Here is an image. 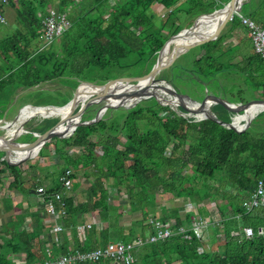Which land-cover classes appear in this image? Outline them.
Wrapping results in <instances>:
<instances>
[{
    "label": "trees",
    "instance_id": "1",
    "mask_svg": "<svg viewBox=\"0 0 264 264\" xmlns=\"http://www.w3.org/2000/svg\"><path fill=\"white\" fill-rule=\"evenodd\" d=\"M220 1L8 0L1 3L3 15L13 11V28L0 36V96L4 100L0 103V117L8 107L10 110L15 107L25 91L41 89L46 83L62 81L74 90L79 81L103 83L112 77L147 73L162 44L189 26L190 23L180 25L181 14L196 17L211 12L220 7L217 5ZM243 4L240 11L264 27L263 3L245 10ZM50 7L65 12L70 26L47 42L42 37V20ZM2 28L0 25L1 31ZM245 31L246 26L234 15L227 30L198 46L200 52L191 65L185 63L182 54L158 77L190 96H198L205 85L230 101L264 97V57L253 52L245 54L239 62H229L234 49L225 46L224 41L234 35L242 42ZM223 47L227 52H221ZM125 68L131 70L124 73ZM238 74L245 76L244 84L232 81ZM87 87L78 93L88 90ZM210 109L222 121H235L237 113L226 111L219 104L211 105ZM178 110L183 112L180 107ZM89 118L90 114L86 113L81 120ZM46 120L41 121V126H34L38 131H32H44L50 123ZM55 140L54 152L63 165L55 171L56 182L40 195L46 199L53 192L62 191L58 178L65 168L73 171L72 179L76 177L74 171L82 170L86 183L84 200L74 203L72 196L65 195L66 215L58 221L63 229L71 230L73 238L77 237L74 249L88 250L111 240L132 242L141 238L143 242L133 250L137 264H264V206L246 210L242 205L257 180L264 181V111L247 128L236 131L212 119L171 111L152 98L140 99L107 109L93 123L79 125L66 137L52 141ZM73 147L80 148L79 153L67 152V148ZM42 150L39 158L44 156ZM36 168L37 165H28L24 176V169L0 160V184L2 178L10 175V189L31 195L24 181L32 179L34 186L38 185L34 181ZM166 194L173 200L187 199L195 210L182 206L173 208L171 213L170 208L167 213L174 218L172 228L186 226V234L174 232L169 237L150 241L148 236L156 232L151 219L167 222L165 215L157 211V202ZM110 195L118 197V202H110ZM134 212L141 216L131 218L126 229L120 218ZM87 213H92L95 220L79 242L75 224L83 221ZM195 215L208 221L201 237L190 229ZM30 216L33 220L30 229L15 226L11 220L1 227L0 264H13L12 257L19 260L17 264H43L47 239L40 218L36 213ZM245 227L251 228V235L245 236ZM62 234L59 245H53L54 254L70 249L66 246L67 233L63 230ZM73 264L113 263L100 259Z\"/></svg>",
    "mask_w": 264,
    "mask_h": 264
},
{
    "label": "water",
    "instance_id": "2",
    "mask_svg": "<svg viewBox=\"0 0 264 264\" xmlns=\"http://www.w3.org/2000/svg\"><path fill=\"white\" fill-rule=\"evenodd\" d=\"M242 1L221 0L220 7L211 12L199 14L189 26L172 34L162 44L155 62L145 74L112 77L103 83L79 81L71 99L65 104L59 106L23 105L11 122L5 119V113H3L0 118V160L13 166L27 165L30 159L36 158L41 148L51 140L66 137L79 125L93 123L107 109L123 107L136 100L148 98L170 107L171 111L179 114L212 119L236 131L244 130L259 112L264 111V97L242 102L230 101L209 91L205 85L198 96H190L175 89L167 79L158 77V74L166 71L179 56L194 47L216 39L224 30H227L235 13L241 10ZM218 12H222V17L215 25L200 22V18L212 19ZM85 86H88L89 90L78 93L79 89ZM213 104H219L226 111L237 113L235 121L225 122L218 119L211 112L210 107ZM178 107L183 112H179ZM63 108L66 109L60 111ZM27 109H30L31 113L23 117L22 112ZM41 110L44 111L41 112ZM87 111H91L90 118L81 120ZM37 117L49 119L50 123L42 132H35L25 127L27 121ZM16 121L19 122L15 124ZM25 132H30L33 138L20 140V136ZM31 192L38 193L35 189Z\"/></svg>",
    "mask_w": 264,
    "mask_h": 264
},
{
    "label": "built area",
    "instance_id": "3",
    "mask_svg": "<svg viewBox=\"0 0 264 264\" xmlns=\"http://www.w3.org/2000/svg\"><path fill=\"white\" fill-rule=\"evenodd\" d=\"M8 0H0L5 3ZM240 19L241 23L246 26L248 36L252 41L253 50L255 53L264 57V27L257 24L254 20L245 16L241 11L235 13ZM5 16L0 12V23H5ZM70 26V20L67 14L54 7H50L42 20V37L44 41H51L57 36L61 35ZM72 170L68 167L59 176V181L62 189L70 190L72 188ZM44 187L37 188L38 193L44 192ZM42 203L44 211L50 223L49 237L46 243V254L43 264H73L75 262H91L100 259H109L113 264H137L133 250L136 246L143 242V239L136 238L132 242H124L121 240L108 241L104 246L80 250L70 248L65 253L54 254L52 252L53 245H59V234L64 230L63 225L56 221L57 218L66 215V201L63 191H55L50 197L43 198ZM242 205L246 210L255 207L264 206V181L259 178L256 182L254 190L249 195L246 201H242ZM185 209H192V203L188 200L184 202ZM153 225L156 227V232L148 236V240L155 241L157 239L166 238L176 233L186 234L187 227L179 226L177 229L172 228L173 221L167 220L165 224L160 223L155 218L151 219ZM208 223L207 219L199 215L192 217L190 229L197 237L202 236L203 229ZM93 225L92 220H83L75 224L77 233L84 237L86 230L90 229ZM245 236L252 234L250 227H245ZM187 236V235H186ZM189 238V236H187Z\"/></svg>",
    "mask_w": 264,
    "mask_h": 264
},
{
    "label": "crops",
    "instance_id": "4",
    "mask_svg": "<svg viewBox=\"0 0 264 264\" xmlns=\"http://www.w3.org/2000/svg\"><path fill=\"white\" fill-rule=\"evenodd\" d=\"M243 2H246V4H247L246 8L248 6L251 7L252 5H254L256 7H259L260 6V2H262L263 3L262 5L264 6V0H243L242 4H243ZM245 36H246V38L242 42H238L237 38L234 35L229 36L224 41L225 42V46H230L231 49L232 48L234 49L233 55L230 57L229 62H233V63L234 62H239L241 60V58L245 54L254 52L253 46H252V41H251L250 37L248 36L247 31H245ZM224 51H226V47H223L221 49V52H224ZM46 84H43L41 89H47V87L46 88L44 87V85H46ZM71 92H73L72 88H71ZM17 97H18V95L16 96L14 101H16ZM27 104L33 105V104H31V103H29V102H27L25 100V102L16 111H15V108H13V110L11 112H9L10 109L8 107L7 109H9V110H6L4 112L5 113V119L9 118L7 121H10V122L13 121L15 119V117L18 115L19 109L23 105H27ZM35 106H37V105H35ZM86 113L90 114L91 111H87ZM44 119H48V118L39 117V118L31 119V120L27 121V124L30 125L29 129L38 131V129L34 128V126H37V127L41 126V121L44 120ZM48 121H49V119H48ZM18 122L19 121H16L15 124L18 123ZM50 142L51 143L49 145L45 146L44 148L42 147L44 149V151H45L44 157H42V159H41V157L40 158L38 157L39 156V154H38V156L36 158L30 159V161L28 162V164L26 166L20 165L19 167L21 168V170L27 168L28 165H37L38 163L42 164L43 162H46V164H48V165H58L59 163H61L59 165H60V167H62L63 160L60 159L54 152V143H56V140H55V142H53L52 140ZM42 148H41V150H42ZM79 151H80V148H77V147L67 148V152L69 154H71V155L75 154V153H79ZM37 172H36V177L39 175V173H37ZM5 178L7 179L6 184L3 182L2 184H0V186L1 185L4 186L5 190H7V191H14V193H15L14 195L15 196H13L12 194L11 195L7 194L6 196L0 195V204L2 205L1 208H2V210L5 213L9 214L5 221H3V222L0 221V232L2 231L1 227L8 220H11L12 222H14V225H16V226L20 227V226L23 225V227L32 228L33 220L31 218L30 214L31 213H36V216H38V218H40L39 221H40V225H41L42 231L45 233V238L48 240L50 223H49V221L46 220V219H49V218L47 217V215H46V213L44 211V208H43V203L41 201L42 200V196L40 195V193H32L31 190L32 189L37 190L38 186H43L44 189H47L48 187L52 186L56 182L55 181L56 180V176L55 175H53V177L46 176L45 180L42 183L40 182V183H37L38 184L37 186L35 185L36 187L34 185L33 186H29V188H30L29 191L31 192V194L32 195L33 194L36 195L32 199H31L32 196H30L28 194H26L27 195L26 196L25 194H22V193L18 192L15 189L14 190L10 189L8 187V184L11 181L12 178H11L10 175L6 176ZM3 179L4 178H2L1 182L3 181ZM83 182H85L84 177H79L78 178L76 176L75 178H73L72 179V188L70 190L62 189L64 195L72 196L74 203H78V202L83 201L84 197H85V186H82ZM11 197L13 198L12 202H11ZM171 199L173 200V198H171ZM172 200H171V213L173 212L172 209L175 208V207H176V209H180V208H182V206L185 208L184 202L187 201V199L184 202L181 200L180 204L178 203L180 201L177 200V202L175 203L174 201H176V200L175 199L173 201ZM19 201H20V204L23 205V207L21 209L17 210L15 205ZM32 201H34V203H29V202H32ZM29 204L32 206V208H29V206H30ZM22 209H23L24 212L22 211ZM85 217H87V216L85 215ZM59 218H61V217H59ZM59 218L56 219L57 222L59 221ZM173 220H174V218H173V216H171V221H173ZM27 223L30 224V225L26 226ZM64 233H67V235H68L67 236L68 239H67L66 246L68 248H75V245L77 244V242L74 239H77V237L73 238V236H72L73 234H71V230L69 228H64ZM61 234H62V232H61ZM77 236H78L79 242L80 241L82 242V239H84V237L79 235L78 233H77Z\"/></svg>",
    "mask_w": 264,
    "mask_h": 264
},
{
    "label": "rangeland",
    "instance_id": "5",
    "mask_svg": "<svg viewBox=\"0 0 264 264\" xmlns=\"http://www.w3.org/2000/svg\"><path fill=\"white\" fill-rule=\"evenodd\" d=\"M217 5H220V2L219 3H217ZM246 5L247 4H243V8H244V10H245V8H246ZM4 16H5V20H6V22L5 23H2V24H0L1 25V28L3 29L2 31L0 30V36L2 35H6V34H8V33H10L11 32V30H12V28H13V25H12V23H13V11H12V9H11V12L10 13H4ZM194 16H190V15H185V14H181V16L179 17V23H180V25L181 26H186V25H188L189 23L191 24L192 22H193V20H194ZM189 24V25H190ZM187 27V26H186ZM171 48V47H170ZM170 48H169V50H170ZM200 51H199V48L198 47H194V48H192V49H190L189 51H187L186 53H184L183 54V56H184V61H185V63L187 64V65H191V62H192V60H193V58L195 57V56H197L198 55V53H199ZM183 59V58H182ZM131 69H129V68H125V69H123V72L125 73H127V71H130ZM228 79H230V78H228ZM232 81L235 83V84H244V81H245V76H242V75H234L233 77H232ZM183 82L184 83H186V80L185 79H183ZM65 82H62V81H54V82H50V83H47L46 85H44V87L46 88L47 87V89H29V90H27V91H25V93L23 94V95H21V96H19V98H18V101H17V103H16V105H15V111L16 110H18V108L23 104V102L26 100L27 102H29V103H31V104H33V105H44V106H58V105H61V104H63V102L65 101V100H68L69 98L71 99V97H72V95H73V92H71V88H69V86L68 85H66V84H64ZM70 85H74V83H72V84H70ZM71 86V87H72ZM77 86V85H76ZM75 86V87H76ZM81 89V88H80ZM79 89V90H80ZM74 91V90H73ZM79 92V91H78ZM235 91H233V93H234ZM235 94V93H234ZM18 95V94H17ZM16 95V96H17ZM16 96H15V98H16ZM69 99V100H70ZM15 100V99H14ZM68 100V101H69ZM3 99L1 98V96H0V103H3ZM14 101H12V103H13ZM148 103V102H147ZM11 104V103H10ZM6 110H8V109H5L4 110V112L6 111ZM13 110V108L9 111V112H11ZM1 118V117H0ZM38 118V117H37ZM9 118H7L6 120H8ZM36 119V118H35ZM48 121V119L46 120V122ZM29 124H27L26 123V125H25V127L26 128H28L29 129ZM25 129V128H24ZM31 130V129H30ZM33 138V135L30 133V132H25V133H23L21 136H20V140H30V139H32ZM44 148V147H43ZM42 148V149H43ZM42 152L45 154V151H44V149L42 150ZM42 157H44V156H42ZM42 157H41V159H42ZM59 164H61V163H59ZM48 165V164H46V162H43L42 164L41 163H38L37 164V170H38V172L37 173H39V175L37 176V177H35V179H34V181L36 180L37 181V183H42L44 180H45V178H46V176H51V177H53V175H55V176H57V174H56V169H57V167H60V165ZM23 166H26V165H23ZM25 170V172H23L22 174L24 175V176H26V172L28 171V169L27 168H25L24 169ZM74 173H75V175L79 178V177H83V173H82V170L81 169H79V170H76V171H74ZM31 180V182L29 181V180H26L25 179V181H24V184H25V186L26 187H29V186H32V185H34L33 184V182H32V179H30ZM2 182H4L5 184H6V182H7V179L4 177V179H3V181ZM36 183V182H35ZM82 186H86V183L85 182H83V184H82ZM14 190V189H13ZM13 195V196H15L14 194V191H7V190H5V188H4V186H0V195H3V196H6V195ZM30 195V194H29ZM27 196V195H26ZM30 196H32L31 197V199L32 198H34L36 195L35 194H31ZM110 198H109V200H110V202H113V203H117L118 202V200H119V198L118 197H116V196H112V195H110L109 196ZM4 198V197H3ZM12 200H13V198L11 197V202H12ZM160 200L161 201H158L157 202V204H158V212L161 214H164L165 215V217L167 218V220H170V222H171V216H170V214L169 213H167V212H169V209L171 208V200L172 199H169V197L167 196V194L166 195H163V196H161V198H160ZM35 201V200H34ZM34 201H32V202H29V203H34ZM173 201V200H172ZM178 201H179V199H178ZM37 202V201H36ZM175 203L177 202V200L176 201H174ZM174 203V204H175ZM179 204L181 203V201L180 202H178ZM178 204V205H179ZM30 205V204H29ZM193 206H192V210H195L194 208H195V206H194V204H192ZM211 205V202L209 203V205L208 206H210ZM16 206V209L17 210H19V209H21L22 207H23V205L22 204H20V201L19 202H17V204L15 205ZM2 205L0 204V221L1 222H3V221H5L6 220V218H7V216L9 215L8 213H5L3 210H2ZM29 208H32V206L30 205L29 206ZM160 209V210H159ZM161 210H165V211H161ZM186 210H189V209H187L186 208ZM22 211H23V209H22ZM170 211H171V209H170ZM24 212V211H23ZM86 216L87 217H85V219H87V220H89V219H91L92 220V222L94 223V216H93V214L92 213H87L86 214ZM140 216H141V214L139 213V212H134V213H126L125 215H123V217H121L120 218V223H121V225H123V227H125L126 229L129 227V221L131 220V218H140ZM29 226L30 224H26V226ZM16 226V225H15ZM20 227H23V225L22 226H20ZM23 228H28V229H30V227H23ZM11 263H13V264H17L18 262H19V260L18 259H16L15 257H12V260L10 261Z\"/></svg>",
    "mask_w": 264,
    "mask_h": 264
},
{
    "label": "bare ground",
    "instance_id": "6",
    "mask_svg": "<svg viewBox=\"0 0 264 264\" xmlns=\"http://www.w3.org/2000/svg\"><path fill=\"white\" fill-rule=\"evenodd\" d=\"M221 17H222V12H218V14L214 18H212V19H209V17H202V18H200V22H202V23H210L211 26H213V25H215L220 20ZM85 91H87V90H85ZM85 91L80 92V94L81 93H84ZM65 109L66 108H63L60 111H64ZM43 111L44 110H41V112H43ZM52 111H54V110L52 109ZM22 113H23L22 116L23 117H26L29 113H31V110L30 109H27V110H24Z\"/></svg>",
    "mask_w": 264,
    "mask_h": 264
}]
</instances>
